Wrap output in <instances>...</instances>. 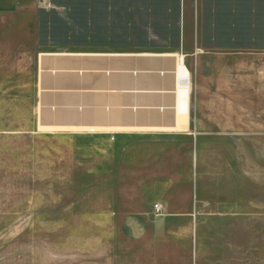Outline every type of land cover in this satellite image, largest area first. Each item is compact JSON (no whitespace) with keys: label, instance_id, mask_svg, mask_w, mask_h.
<instances>
[{"label":"crops","instance_id":"1","mask_svg":"<svg viewBox=\"0 0 264 264\" xmlns=\"http://www.w3.org/2000/svg\"><path fill=\"white\" fill-rule=\"evenodd\" d=\"M46 1L0 0V59L12 47H32L15 54L33 68L28 137L68 143L79 158L120 155L130 165L120 171L115 192L94 200L108 220L119 223L110 264H245L244 207L234 198L239 184L213 181L218 161L214 153L204 160L202 146L227 148L230 129L262 119L259 100L245 106L235 94L239 87L260 99L264 51L232 56L212 49L196 36V18L189 37L183 24L175 48L152 39L41 44L22 37L26 21ZM201 8L196 1L181 12L198 14ZM181 57L190 72L187 117L180 112ZM232 58L241 61L238 70L230 69ZM182 137L192 143L201 168L192 170L191 182L180 180L187 169L174 166L178 149L164 144ZM212 206L217 210L207 212Z\"/></svg>","mask_w":264,"mask_h":264},{"label":"rangeland","instance_id":"2","mask_svg":"<svg viewBox=\"0 0 264 264\" xmlns=\"http://www.w3.org/2000/svg\"><path fill=\"white\" fill-rule=\"evenodd\" d=\"M196 1L201 13L181 12ZM43 6L26 21L22 36L41 44L135 38L175 48L183 24L189 37L196 18V36L212 49L232 56L264 51V0H47ZM29 48L12 47L8 58L0 59V264H110L119 223L108 220L94 200L115 192V183L123 180L120 171L130 165L120 155L79 158L68 143L28 137L33 68L32 62L16 61L15 54ZM240 62L232 58L230 69L238 70ZM235 95L238 104L264 105V90L260 99L239 87ZM229 134L227 148L206 143L202 158L216 156L220 172L213 181L239 184L234 198L244 207L245 264H264V115ZM164 144L178 149L174 166L187 169L180 180L191 182L192 170L201 169L192 143L182 137Z\"/></svg>","mask_w":264,"mask_h":264},{"label":"bare ground","instance_id":"3","mask_svg":"<svg viewBox=\"0 0 264 264\" xmlns=\"http://www.w3.org/2000/svg\"><path fill=\"white\" fill-rule=\"evenodd\" d=\"M178 75L181 81L180 85V112L182 116L187 117L189 110V94H190V72L181 57L178 64Z\"/></svg>","mask_w":264,"mask_h":264},{"label":"built area","instance_id":"4","mask_svg":"<svg viewBox=\"0 0 264 264\" xmlns=\"http://www.w3.org/2000/svg\"><path fill=\"white\" fill-rule=\"evenodd\" d=\"M154 210L157 214H160L161 213V207L157 204V205H154Z\"/></svg>","mask_w":264,"mask_h":264}]
</instances>
